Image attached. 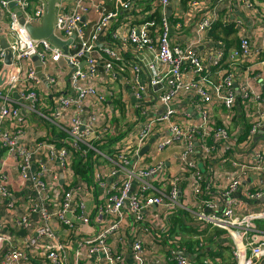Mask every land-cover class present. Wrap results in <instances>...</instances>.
Masks as SVG:
<instances>
[{
    "label": "built area",
    "instance_id": "2783aa9c",
    "mask_svg": "<svg viewBox=\"0 0 264 264\" xmlns=\"http://www.w3.org/2000/svg\"><path fill=\"white\" fill-rule=\"evenodd\" d=\"M171 1L159 0L160 20L131 25L121 34L112 29L118 20L109 8L113 0H61L55 7L54 33L64 41L72 39L65 53L27 30L28 24H42L45 0H0V203L18 209L10 201L9 160H14L27 198L24 212H13L9 223L0 216V264H131L130 255L132 264H197L191 255H205L208 244L199 237L190 250L169 219L179 215L188 228L223 231L232 241L234 264H264V146L254 148L249 158L236 156L239 144L228 123L217 120L207 105L214 100L233 116L240 97L244 109L259 105L247 138L264 128L263 101L249 82L238 90L233 72L218 82L208 75L225 58L248 56L250 40L242 36L238 48L227 51L221 44L204 56L192 44H173L166 15ZM139 2L122 0L124 19H134ZM189 4L198 7L202 1ZM91 12L97 16L93 24L84 19ZM212 23L205 17L196 26L207 32ZM176 26L182 30L181 23ZM102 36L109 38L101 42ZM128 45L135 50L133 60L124 56ZM144 51L152 58L145 60ZM33 56L42 65L43 78ZM117 80L134 93L128 106L135 113L136 142L124 148L107 140L117 128L112 118L118 114L108 111ZM182 93L195 95L200 120L176 108ZM30 116L56 127L61 138L30 134ZM155 133L158 140L145 165L142 150ZM169 160L180 163L182 172L166 174L163 184L156 185L154 177ZM199 161L211 164L208 172ZM183 180L197 200V211L181 200ZM20 230L24 236L18 235ZM200 264L224 263L206 257Z\"/></svg>",
    "mask_w": 264,
    "mask_h": 264
},
{
    "label": "crops",
    "instance_id": "0c3cea01",
    "mask_svg": "<svg viewBox=\"0 0 264 264\" xmlns=\"http://www.w3.org/2000/svg\"><path fill=\"white\" fill-rule=\"evenodd\" d=\"M189 1L191 2V0H172L170 6L167 8L166 15L170 19L172 28L171 43H181L182 45L192 44L195 50L204 56L205 54L215 51L221 44L226 47L227 51L238 48L241 37L247 36L251 43L250 54L248 56L239 57L237 60L225 58L220 67H211L208 75L214 82H218L225 73L228 71L233 72L235 76V87L240 90L244 82H249L255 93L261 97L264 108V41L262 40L264 32V0H253V4L251 5L244 3L243 0H201L202 4L198 7L191 6ZM121 2L122 0H113V2L109 4V8L117 13L118 19L113 23L112 29H117L121 34L126 33L131 25L139 26L143 22L153 18L160 20L162 8L159 4V0H140L138 3V11L135 12L132 21L124 19ZM205 17L213 19V23L207 32H199L196 24ZM6 18L8 19L7 15ZM96 18L97 16L94 12L88 13L84 17L90 24H93ZM177 23L182 24V30H177ZM108 38V36H102L100 41L106 42ZM125 55L131 60L135 58V50L132 45H128V48L124 52V56ZM142 55L145 60L152 58V55L145 51ZM143 58L140 57L138 60L142 61ZM100 69L102 70V68ZM187 69L189 70V76L192 75L190 66H188ZM127 74H130L129 70ZM140 77L144 81L147 80L146 73L143 71ZM90 83L95 85L100 91L105 90V86L100 82L91 81ZM112 83L115 87V95L111 100L108 111L111 116H113L114 112L118 114V116L112 118L117 128L113 134L107 137V140L124 148L136 142L137 135L133 132L136 130V128H133V117L135 113L132 115L128 106L129 103L134 101V93L131 91L130 87H126L125 89L122 82H118V80ZM50 105L52 106L53 102H51ZM207 105L217 120L226 121L228 123L232 139L236 144H239V151L236 156L249 158L254 148L264 146V128L252 139L247 138L252 124L257 120L259 105L253 103L250 104V108L246 106L244 109L243 101L238 97L235 108L236 113L233 116H228L225 109L220 104L215 103L214 100ZM175 106L179 112H189L195 119L200 120L198 117L199 110L197 109V99L195 95L191 93H182L175 99ZM30 117L31 118L28 120L30 134H35L36 137H40L41 139L55 138V135L57 138H61V132H59L56 127L46 122V120L38 116ZM158 136L159 133H155L143 147L141 161L145 165L151 162ZM23 142L30 146L34 144L29 140H24ZM198 164L201 170L206 172H208V169L211 167V164H205L200 161ZM7 168L11 177V186H13V195L10 201L18 206V209H7L0 203V216L9 223L8 218L13 212H24V205L27 198L26 195L22 193L24 191L21 190V178L14 165V160L8 161ZM225 169L227 168H221V170ZM181 172V164L169 160L159 174L154 177L155 184H163L166 174L177 175ZM181 195L182 202L191 210H199L197 200L188 192L184 180L182 183ZM237 195L242 198V191H238ZM180 212H184V216H186L188 220L195 219L188 211ZM169 219L172 224L175 225L173 228L182 235L183 240L190 250L194 249L198 241L196 239L199 237L203 238L206 245L208 244V246H206L205 255H191V258L196 260L197 264H200L206 257L224 264H234L235 259L232 253V241L223 231L212 227H207L203 230H199L196 226L188 228L185 225V218H183L182 215L173 216ZM185 227L187 229H185ZM131 232L133 231L131 230ZM24 234V230H20L18 233L20 236H24ZM145 239L148 242L152 241L151 236H146ZM151 247L156 248L157 246L154 243V245L151 244ZM26 251L34 253L30 246H26ZM128 259L132 264L133 258L131 255L128 256ZM89 261L90 260H85L83 263Z\"/></svg>",
    "mask_w": 264,
    "mask_h": 264
},
{
    "label": "water",
    "instance_id": "95a60500",
    "mask_svg": "<svg viewBox=\"0 0 264 264\" xmlns=\"http://www.w3.org/2000/svg\"><path fill=\"white\" fill-rule=\"evenodd\" d=\"M61 0H45L46 2V13L43 17L42 24L40 26H33L31 24L26 25L28 32L31 34L33 38H48L51 42L63 49L65 53H68V44H70L72 39L62 40L54 33V19H55V7L56 3ZM14 4H11L13 6ZM20 16V23L24 24L25 19L23 18V14L20 10L16 9ZM3 47L7 48V42L5 39H2ZM11 53H8L7 62H10ZM33 60L36 62L37 72L41 78L42 76V65L38 60L37 56H33ZM0 83L2 80L0 79ZM1 154V149H0Z\"/></svg>",
    "mask_w": 264,
    "mask_h": 264
},
{
    "label": "trees",
    "instance_id": "16d2710c",
    "mask_svg": "<svg viewBox=\"0 0 264 264\" xmlns=\"http://www.w3.org/2000/svg\"><path fill=\"white\" fill-rule=\"evenodd\" d=\"M118 138H119V137H118ZM118 138H117V139H118ZM185 229H187V228L185 227Z\"/></svg>",
    "mask_w": 264,
    "mask_h": 264
}]
</instances>
